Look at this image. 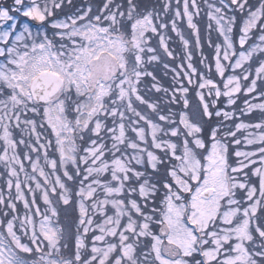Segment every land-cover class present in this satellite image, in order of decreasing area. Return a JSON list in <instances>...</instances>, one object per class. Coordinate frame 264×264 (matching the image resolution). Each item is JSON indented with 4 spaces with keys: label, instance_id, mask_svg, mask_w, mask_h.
I'll use <instances>...</instances> for the list:
<instances>
[{
    "label": "snow or ice",
    "instance_id": "obj_1",
    "mask_svg": "<svg viewBox=\"0 0 264 264\" xmlns=\"http://www.w3.org/2000/svg\"><path fill=\"white\" fill-rule=\"evenodd\" d=\"M0 264H264V0H0Z\"/></svg>",
    "mask_w": 264,
    "mask_h": 264
},
{
    "label": "rangeland",
    "instance_id": "obj_2",
    "mask_svg": "<svg viewBox=\"0 0 264 264\" xmlns=\"http://www.w3.org/2000/svg\"><path fill=\"white\" fill-rule=\"evenodd\" d=\"M196 22L198 23V25L200 26V29H201V38H202V42H204L203 52L205 55H208L209 57H211L212 50L207 47V44L205 42V40H206L205 23H204V21L199 20V19ZM182 28H184V30H185V35L188 36L189 30H187L186 24L182 25ZM169 35L173 36V42L171 44V47L175 48L177 53H180L182 46L180 45L178 39L175 38L174 34H172V33L170 34V32H169ZM189 38L192 40L191 50H192L193 57H194L193 62L197 67H199V64H198L199 54L197 53V51L195 49L194 38H191V37H189ZM213 38L215 39V37H213Z\"/></svg>",
    "mask_w": 264,
    "mask_h": 264
},
{
    "label": "trees",
    "instance_id": "obj_3",
    "mask_svg": "<svg viewBox=\"0 0 264 264\" xmlns=\"http://www.w3.org/2000/svg\"><path fill=\"white\" fill-rule=\"evenodd\" d=\"M171 34V33H170Z\"/></svg>",
    "mask_w": 264,
    "mask_h": 264
}]
</instances>
